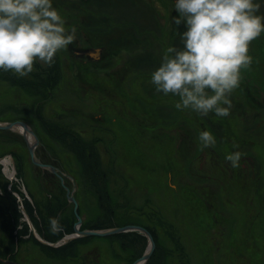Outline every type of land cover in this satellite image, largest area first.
Segmentation results:
<instances>
[{"label":"rangeland","instance_id":"374dc122","mask_svg":"<svg viewBox=\"0 0 264 264\" xmlns=\"http://www.w3.org/2000/svg\"><path fill=\"white\" fill-rule=\"evenodd\" d=\"M61 1L56 0L60 6L81 15L86 21L85 31L94 37L104 33L103 27H106L108 31L107 28L110 30L116 26L138 24L149 28L151 34L157 33L158 37L163 26L167 34L166 37L163 34L162 36L168 48L176 47L179 42L178 31L181 33L186 30L183 23L177 27L172 22V18L178 17L179 14H174V4L170 0H151L152 9L145 7V4L150 2L144 0L128 1L117 7H112L110 2L102 0ZM130 5L134 8V12L144 13L143 16L146 18L133 19L129 13ZM142 6L145 8H141ZM154 8L165 14L160 15L161 18H159ZM152 10L154 13H151ZM65 27L69 28L67 23ZM68 49L69 47L58 51L51 66L37 60L33 71L27 76L20 77L11 70V72L3 71L4 73L0 74V121L28 122L24 110L33 107L32 104L36 102L37 97L38 109L35 111L38 116L37 118L31 116L33 124H30L34 130H38L40 144L36 154L44 163L49 158L52 159L53 164L60 169V174H65L64 182H62L58 175L43 169L48 172L45 179L41 173L42 168L34 169L22 135L17 131L0 130V156L7 158L11 155L15 161L13 153L22 150L30 159L29 162L26 158L27 164L22 170L17 168L15 161L17 189L14 193L15 186L11 187V184H8L9 191L5 197L7 205L14 203L20 209L25 204L27 208L29 204L32 213L33 205L38 203L36 194H41V186L44 187L47 184L48 187L54 188L55 194H60L71 206V208L60 210L58 216L54 218L60 217L58 220L61 225L66 219L63 214H69L73 232L66 233L67 235L64 236L56 235L51 239L48 236L42 237L38 229L50 224V219L47 221V218L38 217L40 221L36 223L37 226L34 227L33 232L24 213L21 212L22 222L17 227V230L21 232L17 236L22 238L18 242H22L23 255L34 264H133L146 252L149 240L139 231L109 236L79 237L73 239L74 242L71 240L59 246L47 245L53 248L52 251L46 249L44 247L46 244L43 242L55 244L75 233L77 217L73 219V214L76 216L75 205L68 200L66 191L68 187L78 203V215L82 214V216L79 215L81 220L85 218L82 223L87 228L82 230L103 231L123 227L122 225H137L147 229L154 239L155 249L151 259H148L145 264H264V125L263 131H259L258 128L259 120L264 119V114L260 115L252 110L247 120L237 125V134L243 136L251 131L250 133L253 134L247 139L257 143L253 147L245 145L242 151L243 156H248L251 160L245 163V159H241L239 164L242 163V165L235 168L227 161L229 166L225 165L226 155L232 152L216 127L208 123L205 125L206 130L201 126L197 129L188 128L195 140L194 144L198 142L197 152L192 156L181 149L180 157L175 151L171 153V156L177 155V162L171 165L174 177L173 179L170 177L172 180L170 183L167 172L160 171L152 167L149 161L147 162L146 150L152 147L150 141H146L141 147H136L135 152L133 148L131 152L129 147L123 146L127 144L126 140L131 139V136L130 127L121 120V116L128 115L132 103L139 117H142L143 111L147 109L148 113L153 114L152 116L161 115L158 114L157 107L132 102L130 99L131 95L139 91L142 83L150 88L153 86L151 74L158 68L157 63H159L158 60L153 61L148 57L153 52H149L150 49L147 47L135 50L134 54L137 52L143 54L144 61L141 65L146 64V66L135 74L127 72L124 77L119 75L113 84L109 82L110 85H108L110 88L113 87L115 95L110 96L108 100L105 98L103 105H118L124 115L116 113V110H110L108 114H105L104 121L100 118L97 108L100 106L98 102L101 99H95L69 78ZM254 68L252 58L249 69L253 72ZM95 69L96 67L91 64L84 66L80 74L77 70V73L91 78ZM5 73L6 76L3 77ZM257 75L256 80H258ZM111 77L106 76L107 80ZM16 78H22L21 82ZM45 85L51 88L50 99L46 102L41 101L46 98V95L40 96L41 91L48 90ZM35 89L40 95L35 94L33 91ZM141 90L146 97H150L147 89ZM169 96L179 99L172 94ZM234 96L235 93H232L229 97L232 106ZM164 111L165 124L170 123L171 126L184 123L185 119L190 118L191 115V118L196 121L207 123L204 117L194 111L187 114L166 108ZM135 113L131 111V119L137 118ZM153 119L154 117L148 118L150 121ZM201 131H209L216 139L215 147L205 148L208 156L204 164L208 171L203 172L198 166L201 159L191 164L193 160L201 158L200 154L204 148L198 139ZM100 142L103 143L104 148L99 147ZM101 148L106 149L105 152ZM212 148L216 150L215 157H212ZM170 164L169 162L168 165ZM0 165L4 178L7 177L8 180L12 176L10 162L8 165L6 163ZM240 166H242L241 169ZM225 169L228 171L225 172ZM226 173H230V176ZM178 176L185 184H182L183 188L178 182ZM186 188L188 190H185ZM192 189L195 190V196L190 194ZM199 198L210 200L217 214L215 227L212 228L211 225L200 221L199 217L203 215L204 204ZM60 202L65 201L60 199ZM39 204H43V201ZM1 211L2 209L0 213ZM26 214L32 223L27 211ZM35 214H37L36 211H34ZM71 224L67 225V231L71 229ZM0 226L3 225L0 223ZM0 235L4 233L0 232ZM30 238L32 240H29ZM174 246L177 249L172 250Z\"/></svg>","mask_w":264,"mask_h":264},{"label":"trees","instance_id":"16d2710c","mask_svg":"<svg viewBox=\"0 0 264 264\" xmlns=\"http://www.w3.org/2000/svg\"><path fill=\"white\" fill-rule=\"evenodd\" d=\"M61 2H64V0H62ZM104 2H110L111 3L110 5L112 7H117L121 3L122 4L125 3V1L124 2L123 1L121 2L104 1ZM262 2L264 3V0H262ZM52 4L54 8L59 10L62 17L66 20L69 28H71V26H75L77 29L76 39L71 45L68 46L69 47L68 55L70 56V59H68L69 61L67 62V69L69 72V78L71 79L72 82L74 81V83H76V85L80 87L81 89H83L85 92H88V94L93 95L95 99L99 98L97 97L99 92H103L105 95H107L106 100H108V98L110 97L109 93H111V91L113 90L112 89L113 87L110 88L109 85L113 84L116 77L117 79L119 78V75L121 77L122 76L124 77L127 74V72H132V74H135L136 71L137 72L141 71L146 66V64L141 65V62L144 61L143 54H141L140 52H137V54H134V51L137 49H140V47H147V49H150L149 52H153V53L150 54L148 57L152 58L153 61L158 60L159 61V63H157L158 67L160 66L162 57L167 49V42L165 41L164 36H162L163 34L166 37L167 31L165 30L163 26L161 27L162 32H160L158 37H157V33L151 34L149 28L143 25H139V24L124 26V27L116 26V27L111 28L110 30L107 28L108 31H106V27H103L105 31H102V32L104 33H102L99 36L95 35L94 37L85 31L86 21L82 19L80 14L68 8L66 9L60 6L59 2L57 3L56 0H52ZM145 5H146L145 6L146 8L150 7L152 9V6H153L152 1H150V3L148 4L146 3ZM129 7L131 8V10H129L130 11L129 13L132 15L133 19L136 18L138 20V19L146 18V16H143L141 13L134 12L135 10L131 5ZM262 7H264V5H262ZM154 12L158 14L159 18H161L160 14L156 10ZM154 12L152 10L151 13H154ZM154 16L155 15H153V17ZM262 23H264V21H262ZM178 33H180V31H178ZM178 38H179L178 39L179 42L176 44L175 48L180 49L183 47V44H182L180 35L178 36ZM98 41H100V43H98ZM90 48H102V56L99 61L90 63L88 62L89 60H87L85 56L80 55L78 53L81 51L89 50ZM248 55L253 58L255 68L252 69L253 72L249 68L247 69L242 68L240 70V83H239V87L233 91V93H235V96L233 100L234 102L233 106L230 109V115L227 117H216L214 113H209L208 116L204 117L207 123L202 122V121L201 122L196 121L194 118H191L192 117L191 115L190 118L185 119V122L182 124H176L173 126H171L170 123L165 124V121L163 119L165 115L164 109L166 108V109L178 111L174 105L176 102L179 101V99L173 96L164 95L162 92H159V93L155 92L154 85L153 86L151 85L153 88V92H151L152 88H150L147 85H144L143 83L142 85L140 84L141 88L139 89V91H137L133 96L132 95L130 96L131 97L130 99L132 100V102L136 101V102L146 103L149 105V107H154V108L157 107L156 109L158 110V114H161V115L154 114L155 116H152L153 114L148 113V109H147L143 111V116L139 117V115L135 113L134 111L135 108L133 109L132 107L134 103H132V106L129 109L128 115H126L125 117L130 118L131 111L137 115V118L132 119L135 125L134 130L136 131L134 132L136 134L134 137L136 140V144L135 145L132 144V146L123 144V146L129 147L131 152L133 148L135 152L136 147L138 148L142 146L140 145L141 141L146 142L147 139H149L152 147H149V150H146L147 162L149 161L152 167L158 168L160 171L167 172L168 182L171 183L172 180H170V177H172L171 179H173L174 177L173 169L171 165L172 163L177 162V159H176L177 155L171 156V153H174L175 151V153L178 154V156L180 157V155L182 154V151L183 152L187 151L189 152L188 153L189 155L194 156V154L197 152L196 146H198V142L194 144L195 140H193V137L190 134L188 128L197 129L198 126H201V128L202 127L204 128L205 125L209 123L208 125L216 127L217 131L220 132V136L228 144L229 150L232 153L239 151L242 154L241 159H245L244 162L248 163V161H250L251 159H249L250 157L248 156H243L242 151L244 150L245 145H249V147H253V146H256L254 144H256L257 142L251 139H247L249 135L253 134V133H250L251 131L247 132L248 135L246 133L245 135L242 136V135L237 134L236 127L240 123H243L247 120L252 110L259 113L260 115L264 114V32H262L258 38H256L250 43ZM123 56H126V57L123 58ZM91 64L96 67L93 73V76L91 78H89L88 76H84V75L80 76L79 74H80V71L83 70V67L87 65H91ZM77 70L79 74L77 73ZM100 70H102L103 72H101ZM1 72L4 73L2 69H0V74ZM110 72H113L112 75H110L111 74ZM256 75L258 76V80H256ZM5 76H6V73L3 74V77ZM106 76H112V77L107 80ZM18 80H20L21 82L22 78ZM109 82L111 83L109 84ZM133 83L135 84V81ZM46 87H48V90L44 89L43 91H41V95L36 92V89L33 90L36 95H40L41 97L46 95L45 99H41V101L45 100V102L48 101L51 96V91H50L51 88L49 86H46ZM142 88L147 89V92L149 93L148 95H150V97L145 96L146 94L142 92L141 90ZM167 104H169V106ZM32 106L33 107H29V108H26V110H24L25 112L24 115L27 118L28 122H30L31 124H33V121L31 119V116H33V113H35V116H33L34 118H37L38 116V114L35 111L38 109L37 97H36V102H34ZM105 107H106L105 109L106 114H108L109 113L108 111L110 110L114 111V109L111 108L110 104L106 105ZM97 108L99 109L98 111L100 114L101 106H97ZM179 111L181 114H187L190 111L191 113L193 112L190 109L179 110ZM152 117H154L152 121L148 120V118H152ZM259 121H260L259 126H258L259 131L260 130L263 131L262 126L264 125V119L259 120ZM204 129L206 130V127ZM35 132L38 135V130L35 129ZM96 141L98 142V140ZM100 144L103 145V143H100ZM234 145H238V147H233ZM103 148L101 149L105 152L106 149L104 150ZM212 150H213L211 151L212 157L217 156L215 148H212ZM16 152L18 154L13 153V156L16 161V166L18 169L22 170L23 168L26 167V164H27L26 158L29 162H30V159L26 157L25 152H22V150H17ZM200 156L201 158H197L193 160V163L191 164H195L196 162L194 161L201 159L199 160L200 162L198 166H200V169L202 172L208 171L206 165L204 164L205 161H207L206 158L208 156L207 150L205 148H203V151L200 154ZM1 157H3V155H1L0 158ZM226 161L227 160H225V165H228ZM169 162L171 163L170 166L168 165ZM239 165H242V163H240ZM203 167L205 168V170ZM239 168L241 169L242 166H240ZM227 171L228 170L225 169V172ZM42 175L44 176L45 179L47 178V173L45 174L42 173ZM226 175L230 176V173H226ZM4 177L5 175L2 173V169L0 166V179L4 183L5 197H6V193L7 191H9L7 186L10 183V181L9 179L7 180V177L6 179ZM178 182L181 183V185L183 184L182 178L179 176H178ZM183 185H182V188L184 187ZM13 186H15V183H13L12 187ZM14 188L15 189H13V192H16L17 185ZM59 188L61 189V185H59ZM185 190H188V188H186ZM190 192H191L190 194L195 196L194 189L190 190ZM36 198L38 200V203L37 204L35 203V205H33L32 213L29 208V204L27 208H26L27 204H25L24 206L27 213L30 215L31 221L35 228L37 226L36 223L39 222L41 218H47V221H48L50 218H54V216L57 217L58 212L60 210L64 208H71V206L67 204L68 202H66V199L62 198L60 194H55L54 188L48 187L47 184L44 187L41 186V194L37 193ZM60 199H63L65 202L61 203ZM199 199H201L202 203L204 204V210L202 211L203 215L199 217V219H201L200 221L203 222L204 224L211 225L212 228L215 227L217 225L216 219H215V216L217 214H215L216 212L213 210V206L211 205L210 200L208 198L207 200H205L204 198L203 199L199 198ZM42 201H43V204L40 205L39 203ZM15 203H16V200H15ZM6 204H7V200H6ZM38 209H39V212H38ZM34 211H36L37 214L34 215ZM63 216H65L66 219H64L63 223L60 225L62 228V231L53 233L50 230V227H49L50 224L48 223L47 226L43 225L40 228H38L40 229L39 231H41L40 233H42L41 234L42 237L44 236V238H47L48 236L49 239H51L55 237L56 235L58 237V236H64L67 234H71L73 232V225L70 223V217H68L69 214L67 215L63 214ZM80 216H82V214ZM0 217H1L0 223L4 226V227L0 226V228L4 229V234L6 236L7 258L11 257L12 259H14L15 256H17L19 259L20 255L17 254V249L18 247L21 248L22 242L19 243L18 241L22 238L17 236L18 233L20 234L21 232L17 230V227L22 222L21 210L19 209L18 205H15L14 203H12L9 206V203H8L5 212L3 213V211H1ZM38 217H40V219H38ZM75 218L76 216L73 214V219L75 220ZM84 219H82L83 222H84ZM1 220H3V222ZM67 220L69 222H67ZM68 224H71V229L67 231L66 227ZM86 228L87 227L84 226V223H82L80 229L82 230ZM29 240H32V239L30 238ZM74 241L75 240L71 242H74ZM40 245L42 246V244ZM44 247L50 250L53 249L47 245ZM175 249H177L175 246L172 247V250H175ZM180 249H183V248L180 247ZM83 256L87 257V255H83ZM52 257H54V253H52ZM25 259H27V262H31L30 260H28L29 258L27 256H25ZM31 263L34 264L33 262Z\"/></svg>","mask_w":264,"mask_h":264},{"label":"clouds","instance_id":"9594fccd","mask_svg":"<svg viewBox=\"0 0 264 264\" xmlns=\"http://www.w3.org/2000/svg\"><path fill=\"white\" fill-rule=\"evenodd\" d=\"M174 8L179 16L172 22L186 27L179 33L183 47L166 49L151 83L158 93L179 97L174 105L177 110L227 117L240 70L252 64L249 45L264 32V16L257 14L260 4L254 0H176ZM66 23L52 0H0V69L24 77L37 60L51 66L57 52L76 39V27L66 28ZM198 139L204 148L216 145L209 131H201ZM241 155L236 151L225 159L235 168ZM50 226L53 233L62 231L57 218H50Z\"/></svg>","mask_w":264,"mask_h":264},{"label":"water","instance_id":"95a60500","mask_svg":"<svg viewBox=\"0 0 264 264\" xmlns=\"http://www.w3.org/2000/svg\"><path fill=\"white\" fill-rule=\"evenodd\" d=\"M85 55H88V57L90 58V60L92 62L99 61L101 58V55H102V49L101 48H90L88 51L85 52ZM0 130L17 131L20 135H22V137L26 143V146L28 148L30 158H31V162L37 167H40L42 169H47V170L51 171L52 173L58 175L59 178L61 179V181L64 182L63 176H65V174L61 175L60 169L56 168L54 165L43 163L39 159V157L37 156L36 151H37V147L40 144V140L30 125H28L27 123H25L23 121H14V122H9V121L2 122V121H0ZM4 158L5 157L0 158V161L2 162ZM5 159H8L10 161V164L12 167V179H13V178H15V176L17 174L15 161L11 155H9ZM66 191H67L68 200L75 205L74 212H75L76 217H77V223L74 226L75 233L72 235L64 237L60 242H57L55 244H50L49 242H43L42 241L44 244L55 247V246H59L63 243L69 242V241H71L75 238H79V237L107 236V235L109 236L112 234H118V233H123V232H128V231H139V232H142L143 234H145L147 236V238L149 240V246H148L146 252L143 254V256H141L139 259H137L133 264H145V262L151 257V255L155 249V242H154V239H153L152 235L150 234V232L141 226L127 225V226L109 229V230H103V231L80 230L79 227L82 224V220L77 213L78 203H77L75 197L71 194V189L66 187ZM22 212L24 213V215L27 219V222L29 223V225L31 227V230L34 232V226L30 222L29 217L26 214V211L24 210V208H22ZM3 262H5L7 264H15V263L10 262V261H3Z\"/></svg>","mask_w":264,"mask_h":264},{"label":"flooded vegetation","instance_id":"af4514ba","mask_svg":"<svg viewBox=\"0 0 264 264\" xmlns=\"http://www.w3.org/2000/svg\"><path fill=\"white\" fill-rule=\"evenodd\" d=\"M84 1H87V0H84ZM102 1H115V2H121V1H125V2H128V1H134V0H102ZM135 1H139V0H135ZM144 1H146V2H150L151 0H144ZM170 2H172L173 4H175L176 3V0H170ZM254 3H260V9H259V12H258V14L259 15H262L263 16V14H264V7H262V5H264V3L262 2V0H254ZM141 8H145V7H141ZM160 15H164L165 14V12H163V11H161V10H159V9H157L156 10ZM177 14L178 12L175 10V12H174V14ZM142 15L144 14V13H141ZM179 14V13H178ZM102 49V48H101ZM86 51H88V50H86ZM86 51H81V52H78L80 55H83V56H85L86 58H87V60H89L88 62H92L91 60H90V58L88 57V55H85V52ZM102 56V55H101ZM101 72H103L102 70H100ZM111 74L110 75H112V73L113 72H110ZM103 91V90H102ZM155 92H157L156 90H155ZM118 93V92H117ZM116 93V94H117ZM110 95L109 96H114L115 95V91H111V93H109ZM101 96V97H100ZM97 97H99L100 99H101V101L100 102H98L99 104H100V106H101V108H100V118H102L104 121L106 120V116H105V114H106V111H105V109H106V105H108V104H105V105H103V100H104V98H106L107 97V95H105L103 92H99L98 93V96ZM111 105V104H110ZM111 108H113L114 110H116V113H118V114H121V115H124V113H123V111L121 110V108H119V106L118 105H111ZM33 116H35V113H33ZM121 119L125 122V124H127L129 127H130V136H131V139H128V140H126L127 141V144L126 145H131L132 146V144H136V140H135V133L134 132H136L135 130H134V128H135V125H134V122H133V120L132 119H130L129 117H122L121 116ZM14 121H23V122H25V123H27L28 125H30L31 123L29 122H26V121H24V120H14ZM31 126V125H30ZM32 127V126H31ZM32 129H33V127H32ZM34 130V129H33ZM35 131V130H34ZM36 133V132H35ZM37 134V133H36ZM38 136V135H37ZM111 136V135H110ZM147 141H149V139H147ZM100 143H102V142H100ZM99 143V147H103V145L102 144H100ZM139 145V144H138ZM140 145H145V141H141L140 142ZM53 160L52 159H48V161H45V163L46 164H51V165H54L53 164V162H52ZM43 162V161H42ZM44 163V162H43ZM0 164H4L3 163V161L1 162L0 161ZM1 166V165H0ZM10 166H11V164H10ZM35 168H40V167H37V166H35V165H33ZM55 166V165H54ZM56 167V166H55ZM57 168V167H56ZM43 170V169H42ZM43 174H45V173H48V172H46V171H44L43 170V172H42ZM17 175V174H16ZM10 179V184H11V187H12V185H13V183H15V182H17L18 181V179H17V176H15V178H9ZM10 187V188H11ZM15 193V192H14ZM18 199L20 200V198L18 197ZM21 202H22V200H21ZM6 207H7V204H6V198H5V186H4V183L1 181V179H0V209H2V211H3V213L5 212V210H6ZM22 208H24V206H22ZM22 208H20L21 209V212H22ZM24 210H26L25 208H24ZM2 222H3V220H1ZM28 224V223H27ZM29 225V224H28ZM33 225V224H32ZM3 228H0V232H3L4 233V229L2 230ZM6 251H7V242H6V236H5V234L4 235H0V264H7V263H5V262H3V261H10V262H13V263H15V264H32L31 262H27V259H25V256L23 255V253H22V248H19L18 247V249H17V254L18 255H20V258L18 259V257L17 256H15V258L14 259H12L11 257H9V258H7V254H6ZM2 260V261H1ZM19 260V261H18Z\"/></svg>","mask_w":264,"mask_h":264},{"label":"bare ground","instance_id":"6f19581e","mask_svg":"<svg viewBox=\"0 0 264 264\" xmlns=\"http://www.w3.org/2000/svg\"><path fill=\"white\" fill-rule=\"evenodd\" d=\"M3 162H4V164L6 163L8 165L10 161H8V159H6V161H5V158H4ZM10 178H12V176Z\"/></svg>","mask_w":264,"mask_h":264}]
</instances>
